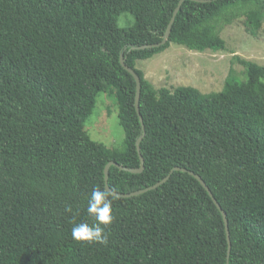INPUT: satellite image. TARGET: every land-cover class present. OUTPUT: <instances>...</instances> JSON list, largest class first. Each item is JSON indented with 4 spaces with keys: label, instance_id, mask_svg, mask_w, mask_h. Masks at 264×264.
Masks as SVG:
<instances>
[{
    "label": "trees",
    "instance_id": "obj_1",
    "mask_svg": "<svg viewBox=\"0 0 264 264\" xmlns=\"http://www.w3.org/2000/svg\"><path fill=\"white\" fill-rule=\"evenodd\" d=\"M0 0V264H264V65L234 56L220 91L156 88L136 68L176 43L226 49L221 30L242 18L257 37L264 0ZM135 21L118 25L122 13ZM141 78L143 134L136 110ZM110 89L125 138L114 158L84 129L99 92ZM94 189L106 191V244L76 241L93 225ZM230 245V251H229ZM229 256V257H228Z\"/></svg>",
    "mask_w": 264,
    "mask_h": 264
},
{
    "label": "rangeland",
    "instance_id": "obj_2",
    "mask_svg": "<svg viewBox=\"0 0 264 264\" xmlns=\"http://www.w3.org/2000/svg\"><path fill=\"white\" fill-rule=\"evenodd\" d=\"M135 21L131 13H122L118 20L120 27H129ZM221 35L226 49L212 52H197L182 45L170 46L145 60H138L136 68L156 88L193 86L203 93L220 91L231 69L242 71L243 67L234 56L252 60L264 65V26L257 37L248 34L240 18L224 26ZM119 107L110 89L99 92L96 104L84 124L85 132L97 143L105 145L114 158L119 157L125 133L119 123Z\"/></svg>",
    "mask_w": 264,
    "mask_h": 264
},
{
    "label": "water",
    "instance_id": "obj_3",
    "mask_svg": "<svg viewBox=\"0 0 264 264\" xmlns=\"http://www.w3.org/2000/svg\"><path fill=\"white\" fill-rule=\"evenodd\" d=\"M184 0H180L178 6L176 7L175 11H174V14L171 18V21L169 23V26L167 28V31L162 39V41L160 43H156V44H153V45H149V46H159L163 43H165L169 36H170V32H171V27H172V24L175 20V15L177 14V12L179 11L182 3H183ZM196 1H201V2H207V1H211V0H196ZM121 61V64L123 65V67L128 71L130 72L135 80H136V83H137V93H136V110H137V113L139 114V117H140V120L142 122V127H143V134L142 136L137 140V150L139 152V155H140V166L139 167H127V166H123L122 164L112 160L110 162H108V164L106 165L105 167V182H106V190L111 192L112 194L116 195V196H119V197H130V196H135V195H139L143 192H146L150 189H153V188H156L158 187L160 184L166 182L170 175L175 171V170H180V171H183V172H189L190 174H192L193 176H195L199 181L200 183L204 186V188L208 191V193L210 194V196L212 197V199L214 200V202L216 203V205L218 206V208L222 211V214L224 216V219H225V224H226V228H227V233H228V239H229V243H230V237H229V230H228V220L226 218V213L224 212V210L222 209L221 205L219 204V202L216 200V198L214 197L211 189L209 188V186L206 184V182L202 179V177L196 173H194L193 171L191 170H188L187 168H184V167H180V166H176L174 167L171 172L166 176L164 177L161 181L157 182L156 184H154L153 186H150V187H147V188H144V189H139V190H135V191H132V192H126V193H120V192H115L113 191L109 185H108V177H109V169L112 165H115L119 168H122L124 170H127V171H130V172H133V173H140L144 170V157L142 156L141 154V149H140V143L142 141V138L143 136L145 135V128H144V123H143V117L140 113V95H141V78L140 76L137 74V72L134 70V68L130 67L128 64H126L125 62V59L123 57H121L120 59ZM229 251H230V245H229ZM229 257V256H228Z\"/></svg>",
    "mask_w": 264,
    "mask_h": 264
},
{
    "label": "clouds",
    "instance_id": "obj_4",
    "mask_svg": "<svg viewBox=\"0 0 264 264\" xmlns=\"http://www.w3.org/2000/svg\"><path fill=\"white\" fill-rule=\"evenodd\" d=\"M109 194L100 189H94L88 202V213L95 217L96 223H80L72 228V238L76 241H87L99 244L107 243V236L101 225L111 223L113 217L111 213L112 201L108 198Z\"/></svg>",
    "mask_w": 264,
    "mask_h": 264
}]
</instances>
